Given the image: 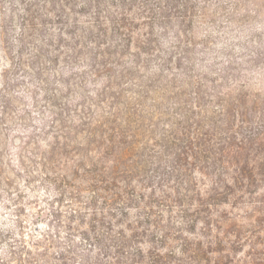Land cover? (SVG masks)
<instances>
[{
    "label": "trees",
    "instance_id": "16d2710c",
    "mask_svg": "<svg viewBox=\"0 0 264 264\" xmlns=\"http://www.w3.org/2000/svg\"><path fill=\"white\" fill-rule=\"evenodd\" d=\"M75 1L44 2L58 6L52 14L71 34L68 52L88 51L83 68L105 80L92 102L74 104L75 118L56 107L44 129L52 128L48 137L41 138L47 131L37 139L31 133L19 147L14 174L24 173L25 186L3 181L11 222L0 229V264H169L175 253L169 239L180 241L182 258L173 264H202L203 241L177 235L172 221L175 214L181 225L201 221L207 235L210 227L220 228L213 208L232 187L243 196L264 185V108L251 112L255 102L231 87L204 99L199 80L190 86L182 74L161 76L160 68L127 80L144 66L140 56L149 54L166 6L81 0L92 10L80 20L86 12L75 9ZM131 43L135 52L125 63ZM100 96H106L105 111ZM161 120L166 123L158 131ZM195 172L199 184L206 181L202 189ZM215 240L206 244L222 241L217 234Z\"/></svg>",
    "mask_w": 264,
    "mask_h": 264
},
{
    "label": "rangeland",
    "instance_id": "374dc122",
    "mask_svg": "<svg viewBox=\"0 0 264 264\" xmlns=\"http://www.w3.org/2000/svg\"><path fill=\"white\" fill-rule=\"evenodd\" d=\"M44 1L0 0V229L11 222V212L3 206H11L6 200L9 188L3 181L25 186L24 173L14 174L19 165L17 152L25 146V137L33 133L37 139L47 131L41 137L47 138L52 128L44 129L54 118L55 108L62 107L63 117L75 118L79 108L75 105L92 102L93 91L105 80L101 75L94 76L91 67L83 68L88 51L68 52L72 47L71 34L52 14V8L58 10V6ZM80 1H75L74 7L86 12L77 16L84 20L92 7L80 5ZM159 5L166 6L167 17L154 24L156 40L149 47V54L140 56L139 63L144 66L132 70L126 79L160 68L161 76L182 74L190 86L199 80L204 85V99L222 88L231 87L233 94L243 91L248 100L255 102L251 112L258 114L264 108V0H160ZM65 11L70 12L68 8ZM69 18L65 17L70 21ZM139 30L142 33L145 27H138ZM134 52L131 43L125 50V63L131 62ZM184 89L191 93L189 87ZM99 98L105 111L106 96ZM162 121L165 120L159 122L158 131L164 126ZM195 177L198 188L205 187L206 181L199 184L196 172ZM255 190L240 196L232 187L225 194L226 200L213 208L212 217L220 221V228L210 227L207 235L201 234V221L193 227L181 225L175 214L172 224L181 230L177 235L189 242L196 238L203 241L202 264H243L241 261L249 259L254 260L252 264H264V209H260L264 185ZM163 219H167L165 213ZM216 234L222 241L207 245L206 239L215 240ZM167 242L175 251L174 257L167 259L173 264L175 257L182 258L178 252L180 241ZM162 250L168 251L167 246Z\"/></svg>",
    "mask_w": 264,
    "mask_h": 264
}]
</instances>
